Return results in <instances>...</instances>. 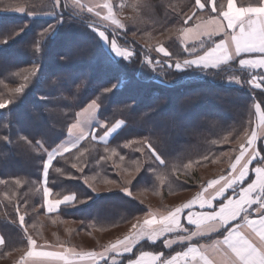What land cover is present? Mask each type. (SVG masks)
I'll use <instances>...</instances> for the list:
<instances>
[{
	"label": "snow or ice",
	"instance_id": "snow-or-ice-1",
	"mask_svg": "<svg viewBox=\"0 0 264 264\" xmlns=\"http://www.w3.org/2000/svg\"><path fill=\"white\" fill-rule=\"evenodd\" d=\"M35 7L36 5L25 0L12 8L30 19L11 31L0 33V46L9 45L17 37L26 34L32 25L41 24L40 31L34 38V46L37 53H42L61 28L78 24L89 30L78 38L95 49L106 64L119 68L121 61L129 64L134 62L136 50L127 41L124 44L120 42L121 34H127V25L118 18L111 0H101L97 3H89L86 0H48L44 5L46 10L34 11ZM119 7H131L133 15L124 19L133 24L143 23L145 16L151 19L149 14L155 10L152 0H133L130 5L122 3ZM169 7L175 17L180 18L172 17V20L174 26L178 25L176 30L182 38L181 47L187 56L182 57L170 52L163 41L158 40L154 51L167 59H156L148 53H141V67L147 65L148 69L155 73L152 79L159 77L162 85L174 86L169 84L170 73L174 71L179 74L177 83L185 78L198 80L212 77L213 82L219 78L228 86L236 85L242 88L249 85L251 89L264 93V0H248L247 3H239L238 0H194V3L185 6L187 11L185 7L179 10L175 5ZM169 18L170 13L166 12L165 20ZM209 25L211 28L205 27ZM167 31L168 29H165L160 35L164 36ZM132 34L136 36L137 33L133 31ZM215 36L220 39H213ZM202 37H206L208 42ZM191 40L198 43L188 47ZM152 50L150 46L149 52ZM70 58V54L61 57L66 60ZM41 69L42 65L33 61L30 68L13 73L21 77L23 82L9 89L7 96L0 95V109L15 104L30 84L44 83ZM123 82L117 77L110 86H103L94 99H90L84 106L77 105L80 110L75 112L74 117H69L71 122L67 123V136L64 138H61L62 134H55L48 127V122L40 113H36L35 117L40 124L35 135L20 134L15 141L10 132L0 135V141L7 145L14 144L16 147L27 146L28 150L35 152L40 158L41 177L32 182L36 185L32 190L42 194V201L32 206L33 212L39 214V209H43L46 213H52L61 210V206L70 209L92 200V195L79 185L67 186L66 194L57 192L55 198L50 199L53 191L49 186L50 182L57 183L58 178H64L81 181L91 193L97 192L96 186L91 182L92 178L76 175L83 174L91 163L86 157L89 149L82 145V142L89 138L104 146L105 155L100 156L95 163L100 165L101 162L111 160L113 167L120 169L125 156L120 154L117 148L108 146L109 138L119 137L128 128V122L123 118L113 121L104 115L102 108L104 101L109 99L108 94L120 90ZM73 83L74 80L57 77L48 87L51 92H58L60 95H42L40 99L47 101L75 98L86 81L81 80L76 85V92L72 90ZM221 103L227 104L229 101L222 99ZM262 105L264 99L257 102L256 96L253 95L251 107L256 111L258 123L250 120L248 126L241 124L240 130L234 135L211 140L212 144H238L239 151L234 159L230 160V170L225 175L202 186L194 199L174 209H168L162 215H157L151 209L146 212L137 209L142 215L131 217L128 221L131 224L128 233L122 239L104 246L100 252H78L63 242L49 245L45 241L44 244H39L38 238L29 231V228H34L35 225L26 221L27 208L23 214L20 211L21 199L25 205L28 200L21 197L15 189L3 192L5 200L9 203L15 200L17 204L16 217L23 238L27 241L26 249H13L22 252L16 264H82L85 260L88 264H264V147L259 146V142H264ZM42 106L46 111H54L47 104ZM125 107L130 108L131 105ZM152 112L157 116L162 114L157 108H153ZM154 118L145 112L141 120L147 124ZM208 123L216 126L214 119L210 118ZM4 127L11 129V124L5 122ZM192 130L198 132L197 127ZM154 131L149 128L147 135H141L138 139H125L123 144L118 145L121 148L135 146L133 150L141 155L135 159L129 158L135 167L125 170L124 179L120 182L105 180L106 186L112 185L123 197H132L134 200L136 194L133 190L137 185L148 182L149 177L144 175L145 173H152L160 179L161 186L165 173L175 176L176 179H179L181 174H187L182 173L175 163L169 164L166 159L165 137L160 133L154 135ZM73 149H76L73 159L67 158L65 154L72 153ZM117 156L119 162L112 160V157ZM203 159L207 160L209 157L205 155ZM61 161L70 164L75 172L66 171ZM193 163L198 164L199 161L189 160L183 168L188 169ZM50 170L55 172V177L51 175ZM8 183L0 179V185ZM12 183L19 188L26 181L16 179ZM209 189H212V192L205 196L204 193ZM194 205H198L200 210L192 211ZM12 223L15 224L16 220L13 219ZM5 244L4 237L0 236V247ZM141 247H152L153 250H140ZM11 254V251L0 252V258Z\"/></svg>",
	"mask_w": 264,
	"mask_h": 264
},
{
	"label": "trees",
	"instance_id": "trees-1",
	"mask_svg": "<svg viewBox=\"0 0 264 264\" xmlns=\"http://www.w3.org/2000/svg\"><path fill=\"white\" fill-rule=\"evenodd\" d=\"M132 2L133 0H123V4L127 5ZM238 2L247 3L248 0H238ZM47 3L48 0H35L33 4L36 7L33 10H46L44 5ZM152 3L155 10L149 14L151 19L145 16L143 23L133 24L124 19V17L133 15L132 9L131 7L120 8L121 19L127 25V34L126 36L121 34L120 42L124 44L127 41L136 50V54L133 63L121 61L119 68L106 64L95 49L90 48L86 41L78 38L89 31L78 24L66 25L61 28L59 34L48 42L42 53H37L34 46V38L40 31L41 24L32 25L26 34L17 37L9 45L0 46V95L7 96L9 89L15 88L23 82L21 77L13 75V73L30 68L33 61L42 65L41 72L44 77V83L30 84L24 93L20 94V99L15 104L0 109V135L10 132L14 141L20 134L35 135L40 126L35 117L36 113H40L48 122V127L55 134H62L61 138H64L67 136V123L71 122L69 117H74L75 112L80 110L79 106H84L90 99H94L103 86H110L117 77L124 81L123 85L120 90H114V94H108L109 99L104 101L102 111L113 121L123 118L128 122V128L119 137L109 139L108 146L117 148V151L125 156V161L121 164L120 169L114 168L111 160L101 162L100 165L95 163L100 156L105 155L103 144L93 142L90 138L82 142L83 147L89 149L86 157L91 160V163L85 168L83 174L76 173V175H87L92 178L91 182L96 186L97 192L91 193V190L87 189L81 181L58 178L57 183L50 182L49 185L53 191L52 199L55 198L57 192L66 194L67 186L72 185L85 188L93 198L87 204L77 205L75 208L64 209L61 206V210L54 213H46L43 209H39V214L32 211V206L42 201V194L32 190L36 187L32 182L41 177L42 163L39 156L28 150L27 146L16 147L14 144L7 145L0 141V179L9 182L6 185H0V235L6 241L0 252L11 251L12 253L0 258V264L16 262L22 252L13 251V249H26L27 246V241L23 238V232L19 228V220L16 217L17 204L15 200L9 203L4 199L2 193L5 191L15 189L21 197L28 200V204L25 205L21 199L20 211L23 214L27 208L26 221L35 225L34 228H29V231L38 238V243L47 241L52 245L63 242L78 252L100 251L104 246L127 234L125 232L124 235H120V231L131 227L128 221L133 215H142L137 209H143L146 212L155 208L153 210H160L163 213L168 209H174L176 206L184 204L186 197L182 200H176L177 198L189 192L188 196H192L194 191L201 190L202 186L207 185L213 176H218L219 168L217 166L219 164L228 160V167L222 175L229 171V162L239 151L238 144H212L211 140H220L223 136L234 135L240 130L241 124L248 126L250 120L254 121V108L251 107L252 97L255 95L259 102L264 99V93L258 89H251L249 85L242 88L228 86L219 78L213 82L212 77L198 80L185 78L177 83L179 74L174 71L170 73L171 79L169 80V84L174 86L162 85L159 82L161 79L159 77L152 79L155 73L148 69L147 65L141 67L140 61L143 59L141 53H146L148 46L154 50V46L159 40L163 41L170 52L182 57L187 56L177 40L178 25L174 26L173 24L172 17H175V13L171 12L169 6L175 5L179 10L189 3H194V0H152ZM3 4L8 5L5 1L0 0V7ZM185 10L187 11L186 7ZM166 12L170 13L168 20H165ZM175 18L180 19L179 17ZM29 19L28 16H18L0 9V33L11 31ZM43 26L46 27V24ZM165 29H168L165 35H160ZM133 31L137 33L136 36H133ZM73 44L75 45L73 46ZM66 54H70L71 58L61 59ZM152 56L153 58L167 59L155 51ZM237 74L239 75V73ZM57 77L74 80L75 83L71 85L73 92H76V85L81 80H85L86 84L76 93L75 98L42 101L40 99L42 95L53 97L60 95L58 92H51L48 87V84ZM65 95L67 94L65 93ZM222 99L228 100L229 103H221ZM44 104L54 111H46L42 106ZM125 105H131V107L126 108ZM153 108H157V111L162 114L157 116L152 112ZM212 108H216V111H224L226 118L221 120L216 116L202 117L194 124L178 123L180 117L193 118ZM145 112L155 117L147 124L141 120ZM210 118L216 121L215 127L208 123ZM5 122L11 124V129L4 127ZM29 122L30 124L35 123L32 125L33 127L27 129L20 127L24 123H28L29 126ZM193 127H197L198 132H194ZM149 128L155 130L154 135L160 133L165 137L166 159L169 164L175 163L181 168L182 173L186 172L187 174H181L179 179H176L175 176L165 173L163 186H161L160 179L152 173H145L144 175L149 177L148 182L137 185V188L133 190L136 199L133 200L132 197H123V194L112 185L106 186L104 181L120 182L125 178V170L135 167L129 160V158L135 159L141 155L133 150L135 146L121 148L118 145L123 144L125 139H138L141 135H147ZM75 152L76 149H73L72 153H66L65 156L73 159ZM223 153H228V155H223ZM205 155L209 159L204 160ZM112 160L119 162L118 156L112 157ZM189 160L199 161V163H193L192 167L184 169L183 165L187 164ZM74 162L81 163V161L75 160ZM61 165L66 171L75 172L70 164L61 161ZM200 171L202 172L200 173ZM50 172L53 177L56 176L53 170ZM208 173L214 175L207 177ZM16 179H21L26 183L17 188L12 183ZM106 188L111 190L107 191ZM25 194L27 195L25 196ZM141 200L143 203H140ZM97 208L99 209L97 210ZM13 219L16 220L15 224L12 223ZM94 233L101 236L96 237ZM140 250L151 251L153 248L141 247Z\"/></svg>",
	"mask_w": 264,
	"mask_h": 264
},
{
	"label": "rangeland",
	"instance_id": "rangeland-1",
	"mask_svg": "<svg viewBox=\"0 0 264 264\" xmlns=\"http://www.w3.org/2000/svg\"><path fill=\"white\" fill-rule=\"evenodd\" d=\"M3 1H5L7 4L9 3V2H11L10 4H8V5H6V4H3V6H1L0 7V9H2V10H4V11H6V12H11V13H15V14H17L18 16H27V15H25V14H23V13H19V12H16V11H13L12 10V8L16 5V4H18V3H23V2H25V0H3ZM35 0H26V2L27 3H29V4H33V2H34ZM113 2V4L114 5H116L115 6V11L117 10V14H118V18H120L121 19V17H122V12H121V9H120V7H119V5H121L122 3H123V0H111V3ZM8 9V10H7ZM75 44H73V46H74ZM77 45V44H76ZM149 47L150 46H148L147 47V49H148V51H149ZM148 51H146V53H148L151 57H153L152 55H153V53H154V50H152L151 52H148ZM156 59H158V58H156ZM232 86H236V85H232ZM237 87V86H236ZM217 109L216 108H212V109H209L208 111H206V112H203L201 115H197V116H195V117H193V118H189V119H187L186 117H180V120H178V123L179 124H186V123H188V124H194V123H196L200 118H202V117H212V116H216V117H218L219 119H221V120H223L224 118H226L225 116H224V111L222 112V111H216ZM29 124H30V122H29ZM33 124H35V123H32V124H30L29 126H28V123H24V124H21V128H25V129H27V128H30ZM33 127V126H32ZM228 160L227 161H225V162H223V163H221V164H219L217 167L219 168V171L217 172L218 173V176H213L212 178H214V177H220V176H222V173H223V171L228 167ZM203 171V170H202ZM202 171H200V173L202 172ZM203 172H205V171H203ZM212 175H214V174H206V176L208 177V176H212ZM205 176V177H206ZM203 177V176H202ZM204 178V177H203ZM200 189L199 190H196V191H194L193 193H192V196H188L189 194H190V192L188 193V194H186V195H184V196H182V197H180V198H177L176 200H182V199H184L185 197V200H184V202L185 203H187L188 201H190V200H192V199H194L197 195H198V193H200ZM206 193H204V195H205ZM175 200V199H174ZM175 200V201H176ZM194 208H199V206L198 205H194L193 206V210H194ZM99 208H97V210H98ZM153 209H155V208H153ZM153 209H151L153 212H155L156 214H159V215H162V214H164L162 211H160V210H153ZM126 229V228H125ZM125 232H127L128 233V229H126V230H121L120 231V235H124L125 234ZM94 235H96V237L98 236V237H100L101 235L100 234H98V233H94ZM102 238V237H101ZM105 241H107V240H105ZM105 241H100V242H105ZM92 245V244H91ZM94 245V244H93Z\"/></svg>",
	"mask_w": 264,
	"mask_h": 264
},
{
	"label": "crops",
	"instance_id": "crops-1",
	"mask_svg": "<svg viewBox=\"0 0 264 264\" xmlns=\"http://www.w3.org/2000/svg\"><path fill=\"white\" fill-rule=\"evenodd\" d=\"M86 2H89V3H97V2H101V0H86ZM99 10V9H98ZM205 18H206V16H205ZM199 22V21H198ZM192 23V22H191ZM190 23V24H191ZM205 27H208V28H211V26L209 25V26H205ZM181 36L180 35H178V37H177V40H178V42H179V44L181 45ZM202 39H204L205 40V42L207 43L208 41H207V38L206 37H202ZM213 39H215V40H219L220 39V37L219 36H215V37H213ZM193 43H198V41H195V40H191L189 43H188V47H191V45L193 44ZM183 49V48H182ZM186 53V52H185ZM159 54V53H158ZM161 57H163L161 54H159ZM186 55H187V53H186ZM163 58H166V57H163ZM254 121H256L257 123H258V117H257V114H256V111H255V109H254ZM111 138V137H110ZM109 138V139H110ZM259 146L260 147H264V142H259ZM251 167V166H250ZM229 170H230V168H229ZM220 177H215V178H213V179H211V180H209V181H212V180H218ZM208 181V182H209ZM212 192V189H209L208 190V192L205 194V196H207L209 193H211ZM50 199H52L51 197H50ZM200 209L199 208H194V210L192 209V211H199ZM187 211V210H186ZM57 212V211H56ZM52 213H54V212H52ZM157 215H159V214H157ZM1 236V235H0ZM123 238V237H122ZM122 238H120V239H122ZM119 239V238H118ZM117 240V239H116ZM115 240V241H116ZM114 241V242H115ZM210 242V241H209ZM39 244H44V243H39ZM49 245H51V244H49ZM0 249H2V247H0ZM100 251H102V250H100ZM100 251H95V252H100ZM87 252H92V251H86V252H84V253H87ZM20 258V257H19ZM19 258H18V260H19ZM17 260V261H18ZM16 261V262H17ZM16 262H14V263H12V264H16ZM82 264H88V261L87 260H85V261H83L82 262Z\"/></svg>",
	"mask_w": 264,
	"mask_h": 264
}]
</instances>
